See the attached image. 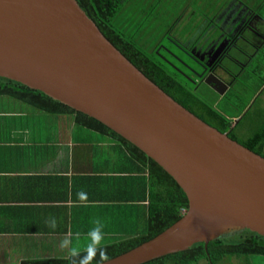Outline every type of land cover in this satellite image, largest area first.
Returning <instances> with one entry per match:
<instances>
[{
	"label": "water",
	"instance_id": "obj_1",
	"mask_svg": "<svg viewBox=\"0 0 264 264\" xmlns=\"http://www.w3.org/2000/svg\"><path fill=\"white\" fill-rule=\"evenodd\" d=\"M212 77L225 86L210 75L205 84L213 90ZM0 78L102 123L185 193L188 209L180 220L108 264H145L245 231L264 238V157L165 93L76 0H0Z\"/></svg>",
	"mask_w": 264,
	"mask_h": 264
},
{
	"label": "crops",
	"instance_id": "obj_2",
	"mask_svg": "<svg viewBox=\"0 0 264 264\" xmlns=\"http://www.w3.org/2000/svg\"><path fill=\"white\" fill-rule=\"evenodd\" d=\"M240 4L232 0L220 12ZM80 191L87 207L74 203ZM148 207L147 168L120 142L76 125L70 116L0 96V264L68 258L59 242L86 232L96 218L105 224V246L145 236ZM50 216L58 222L54 231L46 223Z\"/></svg>",
	"mask_w": 264,
	"mask_h": 264
},
{
	"label": "trees",
	"instance_id": "obj_3",
	"mask_svg": "<svg viewBox=\"0 0 264 264\" xmlns=\"http://www.w3.org/2000/svg\"><path fill=\"white\" fill-rule=\"evenodd\" d=\"M76 1L102 34L146 77L202 121L222 133L227 132L232 123L230 118L199 100L194 94L193 86L189 82L181 80L165 61H163L164 66L152 61L143 53L144 50L137 43L127 39L128 35L132 36L140 29L141 25H133L130 20L132 12L130 15L126 6L130 0ZM225 1H228L229 4L232 0ZM238 2L241 3L242 9L244 7L246 12H249V21L256 18L259 25L264 23V18H262L259 11L261 6L252 9L247 3L239 0ZM220 14L219 10V14L210 18L207 15V23L203 20L198 22L195 27L202 32L200 37L205 36L212 21L219 18ZM176 43L185 50L182 44ZM0 96L15 99L37 111L53 116H70L76 125L108 135L120 142L136 162L147 168L149 191L148 234L106 245L105 248L111 259L156 237L180 220L182 210L188 209L187 197L175 180L137 147L102 123L53 100L39 91L2 78H0ZM239 124L240 122L236 126ZM228 136L254 153L264 157V116L260 127L247 140H241L232 133H228ZM251 257H264V238L250 231H245L210 242L207 248H205L204 244H196L187 251L170 254L145 264H220L228 259L238 260L242 264H252L250 261ZM19 264H71V260L69 257L28 259L21 261ZM93 264H97V262L94 261Z\"/></svg>",
	"mask_w": 264,
	"mask_h": 264
},
{
	"label": "rangeland",
	"instance_id": "obj_4",
	"mask_svg": "<svg viewBox=\"0 0 264 264\" xmlns=\"http://www.w3.org/2000/svg\"><path fill=\"white\" fill-rule=\"evenodd\" d=\"M263 1L256 0L257 6H261ZM230 3L225 0H130L126 4L127 12L130 15L132 12L130 20L133 25H141L127 39L137 43L149 59L161 66L165 65L163 55L168 56L167 49L188 59L189 54L176 42L183 46L194 43L202 33L195 27L198 22L203 20L207 23V15L210 18L219 14V10L222 11L228 4L227 9ZM259 11L264 18V7ZM262 28L264 33L263 25ZM241 47L252 52L249 47ZM234 91L225 98H220L206 86L194 88V94L199 100L230 118L233 124L240 120L236 136L247 140L260 127L264 116V47L246 67L244 76L239 79ZM250 261L252 264H264V257H251ZM220 264L242 263L228 259Z\"/></svg>",
	"mask_w": 264,
	"mask_h": 264
},
{
	"label": "flooded vegetation",
	"instance_id": "obj_5",
	"mask_svg": "<svg viewBox=\"0 0 264 264\" xmlns=\"http://www.w3.org/2000/svg\"><path fill=\"white\" fill-rule=\"evenodd\" d=\"M248 17L249 12H246L244 7L230 8L227 13L222 12L219 18L212 21L204 37L201 36L194 43L183 46L190 56L188 59L167 49L169 53L168 56L163 55V61L181 80L189 82L194 88L206 86L220 98H225L231 92H235V87L244 76L246 67L264 47L262 26L260 28L256 18L249 21ZM241 45L249 47L252 52L245 51ZM210 75H214L225 84L223 86L215 78L211 79V82H217L218 91H224L223 95L213 90V84L212 86L205 84L206 78ZM239 122L240 120L236 124L231 123L226 133L236 135V125Z\"/></svg>",
	"mask_w": 264,
	"mask_h": 264
},
{
	"label": "clouds",
	"instance_id": "obj_6",
	"mask_svg": "<svg viewBox=\"0 0 264 264\" xmlns=\"http://www.w3.org/2000/svg\"><path fill=\"white\" fill-rule=\"evenodd\" d=\"M81 206L87 207V195L83 191L77 193V201ZM47 226L53 231L57 229L56 217L50 216ZM105 224L99 218L92 221V226L86 232L75 231L67 234L60 242L59 247L66 250L71 264H108L110 256L104 245Z\"/></svg>",
	"mask_w": 264,
	"mask_h": 264
},
{
	"label": "built area",
	"instance_id": "obj_7",
	"mask_svg": "<svg viewBox=\"0 0 264 264\" xmlns=\"http://www.w3.org/2000/svg\"><path fill=\"white\" fill-rule=\"evenodd\" d=\"M185 212H186V210H182V211H181L182 215H183Z\"/></svg>",
	"mask_w": 264,
	"mask_h": 264
}]
</instances>
